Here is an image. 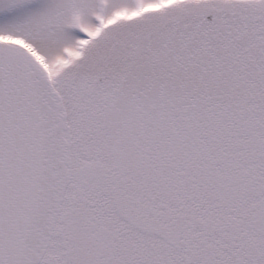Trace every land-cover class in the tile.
Masks as SVG:
<instances>
[{"label": "snow or ice", "instance_id": "obj_1", "mask_svg": "<svg viewBox=\"0 0 264 264\" xmlns=\"http://www.w3.org/2000/svg\"><path fill=\"white\" fill-rule=\"evenodd\" d=\"M0 264H264V0H0Z\"/></svg>", "mask_w": 264, "mask_h": 264}]
</instances>
